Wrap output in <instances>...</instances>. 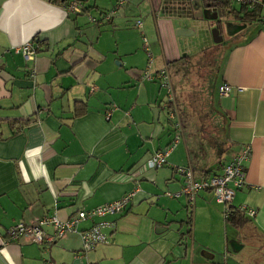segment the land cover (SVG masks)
<instances>
[{
	"label": "crops",
	"instance_id": "0c3cea01",
	"mask_svg": "<svg viewBox=\"0 0 264 264\" xmlns=\"http://www.w3.org/2000/svg\"><path fill=\"white\" fill-rule=\"evenodd\" d=\"M68 1L0 0V264H237L233 254L249 241L261 261L264 0L245 22L234 4L219 8L227 22L244 26L221 39L211 115L220 152L214 144L204 151L174 85L182 81L183 68L172 61L190 57L186 37L195 34L192 23L204 21L194 17L187 0H122L108 21L103 15L117 0H79L80 14L65 11ZM139 19L140 30L134 25ZM179 30L185 35L177 36ZM129 33L148 40L150 73H170L180 126L174 145L164 92L157 80H141L148 53L138 39L130 43ZM27 42L34 47L31 59L20 52ZM171 62L180 66L171 68ZM223 84L229 87L226 96L218 93ZM75 101L82 102L83 113L75 114ZM166 147L164 165L143 170ZM245 147L244 185L225 206L254 215L235 229L209 190L198 191L189 207L177 168L189 167L197 179L220 175ZM133 191L123 212L103 218L113 224L102 230L106 243L84 254L76 233L50 245L23 238L7 242V230L17 223L52 215L66 220ZM90 225L80 222L77 231ZM42 231L53 233L50 227Z\"/></svg>",
	"mask_w": 264,
	"mask_h": 264
},
{
	"label": "built area",
	"instance_id": "2783aa9c",
	"mask_svg": "<svg viewBox=\"0 0 264 264\" xmlns=\"http://www.w3.org/2000/svg\"><path fill=\"white\" fill-rule=\"evenodd\" d=\"M188 4L197 3L199 6L204 7L208 0H187ZM228 2L237 6H242L247 10L252 9L255 5L259 4L258 0H215ZM122 4V0H117L115 7L103 16L104 20H109L117 8ZM65 11L74 14H80L83 11L82 5L79 0H69L65 6ZM93 21L92 19H90ZM135 27L141 29V23L135 22ZM142 45L148 53V62L145 69L141 72L140 78L143 81L157 80L160 88L164 92V108L167 110V118L174 129L175 136L172 145L177 141L180 126L177 118V110L175 106L174 92L171 85L170 77L165 68L158 70L156 73H150L149 68L151 65V54L148 50L147 41L142 38ZM20 52L25 59H31L34 54V47L31 43H25L20 48ZM229 92V87L225 84L218 88V93L221 96H226ZM171 145V146H172ZM170 146V147H171ZM170 147L163 148L153 153L143 165V170L156 169L164 165L165 158L170 150ZM249 157V148H243L237 155L232 157L226 164L222 166L220 175H213L207 178L197 179L193 175V171L189 167L177 168V172L182 176V187L180 194L185 196L190 208L193 206L195 195L200 190H209L212 192L213 198L217 204L223 206L227 205L233 196L234 190L241 188L245 182V170L243 162ZM142 170V169H141ZM136 173H132L130 178L136 179ZM136 191V189L134 190ZM129 192L117 200L106 202L101 206H97L90 210H79L75 216L66 220H59L55 215L50 217H42L35 219L33 223L24 225L17 223L10 227L7 232V242L14 241L18 238H23L27 241L38 245H50L56 238L64 236L65 234L76 233L79 236L81 243V252L84 254L92 250L98 244H105L106 239L102 230L112 228L113 224L103 220L106 216L118 215L126 208L131 197L134 194ZM168 195V194H167ZM244 212L247 217H252L254 212L251 209L244 207L238 208ZM227 207L223 208V218L226 216ZM90 222V227L83 231H77V225L80 222ZM50 227L53 230L52 235L43 233L42 228ZM43 264H50L44 262Z\"/></svg>",
	"mask_w": 264,
	"mask_h": 264
},
{
	"label": "rangeland",
	"instance_id": "374dc122",
	"mask_svg": "<svg viewBox=\"0 0 264 264\" xmlns=\"http://www.w3.org/2000/svg\"><path fill=\"white\" fill-rule=\"evenodd\" d=\"M234 7L236 9L239 8L237 5H234ZM218 16L221 19V22L226 20L222 18L221 15L218 14ZM139 20V22L142 23V20ZM203 20L204 21L202 22L197 21V23L194 21L195 23H192V26L195 30V34L193 32V34L186 37V40H190L192 42L190 48L188 49V55L190 57L181 60V66L179 65L180 63H170V66L172 65L171 68L173 66H180L183 68L182 72L178 75V78L182 81L180 82L178 80V85H174L177 89L175 90L177 96L180 97L179 100L184 108V111L190 114L194 119V122L190 124L191 129L197 130L196 135L198 137H203L204 151L207 150V148H211V145L214 144L216 152H220L217 148V127L215 123H212L211 115L214 116L215 114L214 108L212 107V96L214 94V92L212 94V91L215 89L214 81L216 78V68L219 63V59L223 54V43L222 41L215 44L213 43L211 29L218 23L216 21ZM134 30L137 33L139 31L137 29ZM189 31L193 30L189 29ZM239 32L240 30L236 33ZM131 35L132 33H129V39ZM137 39L139 43L142 42L140 41V36L138 34L135 39L131 37L130 43L135 44ZM212 43L215 47H211ZM148 44L149 42L147 45ZM149 46L150 45H148V50L150 49ZM205 115L209 116V118L205 119ZM178 117L179 116L177 115V118ZM253 242L254 241H249V243L244 246L242 252L238 255L233 254L235 258L234 260L238 262L237 264H256L257 261L260 260H256L258 255ZM260 254L261 261L258 262H262L264 264V248L261 250Z\"/></svg>",
	"mask_w": 264,
	"mask_h": 264
},
{
	"label": "trees",
	"instance_id": "16d2710c",
	"mask_svg": "<svg viewBox=\"0 0 264 264\" xmlns=\"http://www.w3.org/2000/svg\"><path fill=\"white\" fill-rule=\"evenodd\" d=\"M206 5H208V7H210V8H215L218 13H221L220 12V9L223 6L230 5V3H228V2H222V1H215V0H208V1L205 2L204 6H206ZM258 5L259 4L255 5L250 10H247L246 8H244L242 6L239 7V10L238 11L242 14L241 15L242 16L241 19H242L243 22H245L247 20H250V19H252L255 16L256 11L258 9ZM90 22L95 23L94 20L93 21L90 20ZM181 60L182 59H177V60L172 61V62H177V61H181ZM74 103H75L74 105L76 106V108H75V114L78 115V114L83 113L84 112V109H83L84 105L82 104V102L75 101ZM248 218L249 217H247L244 214V212L240 211L238 208L227 207V213H226V216L223 219H224L225 223L228 224L230 227L235 228V229H241V228L244 227V225L248 221L247 220Z\"/></svg>",
	"mask_w": 264,
	"mask_h": 264
},
{
	"label": "water",
	"instance_id": "95a60500",
	"mask_svg": "<svg viewBox=\"0 0 264 264\" xmlns=\"http://www.w3.org/2000/svg\"><path fill=\"white\" fill-rule=\"evenodd\" d=\"M191 8L194 11H196V14L194 15V17H196V18H202L205 20L216 21L217 23L220 22L222 24L223 28L225 29V33L227 36L232 35L233 33L237 32L238 30H240L241 28L244 27V26L232 25L230 22H227L226 20L221 22V19L218 16L219 13L217 12V10L215 8L208 7V5L204 6V8H202L201 6H199V4L192 3ZM179 31H181V32L180 33L175 32V34L177 36H184L185 35V30H179ZM218 33H219V30L217 29V26H215L211 29L213 42L217 43V42L221 41V36ZM231 243H237V242L236 241L230 242L229 244L232 247ZM233 252H235V251L233 250Z\"/></svg>",
	"mask_w": 264,
	"mask_h": 264
},
{
	"label": "flooded vegetation",
	"instance_id": "af4514ba",
	"mask_svg": "<svg viewBox=\"0 0 264 264\" xmlns=\"http://www.w3.org/2000/svg\"><path fill=\"white\" fill-rule=\"evenodd\" d=\"M220 14V13H219ZM221 15V14H220ZM217 26V29L219 30V35L221 36V39L223 40L224 38H225V40H226V38L228 39L229 38V36H227L226 34H225V29L223 28V26H222V24L220 23V22H218V24L216 25Z\"/></svg>",
	"mask_w": 264,
	"mask_h": 264
}]
</instances>
